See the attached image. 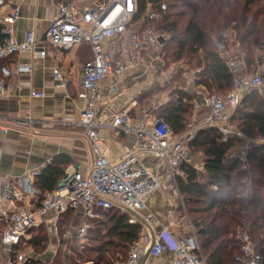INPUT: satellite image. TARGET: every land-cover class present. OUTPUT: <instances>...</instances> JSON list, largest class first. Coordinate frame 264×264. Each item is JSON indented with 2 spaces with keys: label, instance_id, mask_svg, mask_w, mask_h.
<instances>
[{
  "label": "built area",
  "instance_id": "1",
  "mask_svg": "<svg viewBox=\"0 0 264 264\" xmlns=\"http://www.w3.org/2000/svg\"><path fill=\"white\" fill-rule=\"evenodd\" d=\"M96 1L63 0L58 15L41 38H37L34 31H28L22 40L17 38L13 24L20 17L18 6L0 15V32L4 36L0 42V59L23 51H35L39 56H45L46 50L38 47L40 41L60 48L87 42L92 49V56L83 67L86 105L79 120L91 144L92 163L86 170L78 164L45 190L36 186L42 168L28 172L17 182L0 179V244L8 248L6 264H17L26 258V253L17 247L34 227L50 223L58 236L59 247L66 251L71 239L87 238L90 221L99 216V210L112 209L128 214L129 222L142 224L140 237L131 245L127 260L119 264H138L144 256L141 264H151V257H159L167 250H171L173 256L164 264H208L185 204H182L184 218L170 224L164 223L148 205L149 196L162 188L169 189L176 196L181 194L179 178L185 176L186 167L191 163V143L196 128L176 134L164 119L136 123L130 111L122 109L108 125L126 133L136 132L137 143L119 160L108 157L105 139L100 132L103 123L98 115L102 100L117 98L122 92L119 83L122 74L140 64L146 49L162 46L168 37L167 32L152 23L162 12L148 1L138 22L139 0ZM5 5L7 1L0 0V6ZM162 8H167L166 2L162 3ZM126 44L129 51L121 56ZM223 56L233 74V83L226 92L215 90L209 93L207 101L211 112L203 118L201 126L229 120L227 110L240 104L245 91L264 89L263 75L252 71L245 59L226 51ZM31 69L32 64L25 62L16 66L2 65L0 96L11 91L9 77ZM54 74L58 85H67L70 78L60 68H56ZM107 75L112 78L108 92L103 93L102 82ZM33 95L44 96L45 93L35 91ZM158 121H161L159 125L156 124ZM142 156L159 158L164 170L148 165ZM237 157L242 160V167L247 168L246 154L240 153ZM67 212H72L71 218L76 221L73 219V223L60 234V220ZM175 212V209L170 210L171 214ZM175 223L186 229L182 232L174 230L172 225ZM236 237L241 242L235 254L236 261L264 264V254L257 250L249 233L239 230Z\"/></svg>",
  "mask_w": 264,
  "mask_h": 264
},
{
  "label": "trees",
  "instance_id": "2",
  "mask_svg": "<svg viewBox=\"0 0 264 264\" xmlns=\"http://www.w3.org/2000/svg\"><path fill=\"white\" fill-rule=\"evenodd\" d=\"M148 1L162 12L152 23L169 34L162 49L166 63L184 61L202 67L199 81L209 89L226 92L232 86L233 74L220 48L222 44L228 45L230 27L238 30V41L245 49L250 69L254 51L264 48V7L249 6L258 0H139L138 16ZM163 2L167 3L166 9L162 8ZM183 17L187 18L181 23ZM191 107L187 92L179 89L160 107L157 117L166 120L179 134L186 128ZM233 120L249 135L264 136V95L257 90L248 91L236 107ZM223 137L215 127L198 130L191 145L203 152L205 172L187 166L188 180L181 186L208 264H240L235 260L241 246L236 237L239 230L249 233L257 250L264 254V143L250 148L249 166L243 168L242 160L232 155L234 138ZM65 167L56 158L42 169L36 186L45 190L55 185ZM213 184L218 188L214 189ZM65 219L67 215L62 221ZM141 230L142 224L129 222L128 214L117 209L99 210V216L90 221L87 234L96 243L86 242L80 250L71 247V254L64 251L63 264H82L86 260L119 264L127 260ZM48 240V233L40 227L17 248L24 250L28 244L43 249ZM55 262L60 264L58 258ZM17 264H42V260L26 256Z\"/></svg>",
  "mask_w": 264,
  "mask_h": 264
},
{
  "label": "crops",
  "instance_id": "3",
  "mask_svg": "<svg viewBox=\"0 0 264 264\" xmlns=\"http://www.w3.org/2000/svg\"><path fill=\"white\" fill-rule=\"evenodd\" d=\"M6 1L7 5L0 6V15L8 13L11 7L18 6L20 8V17L13 26L17 38L22 40L28 31H34L37 38L43 37L52 20L58 15L59 5L63 0ZM104 2L106 0H97L95 3ZM141 15L136 18L138 22L142 18ZM3 38L4 36L0 32V42ZM227 42V46L224 44L220 46L222 55L228 49L229 38ZM163 45L146 49L140 64L135 69L122 74L119 80L122 88L121 94L112 100L105 97L100 103L98 119L103 123L100 132L105 139V152L111 160H119L129 152L137 143V134L134 131L126 133L121 129L110 127L108 122L122 109L129 110L136 123L140 120L153 122L158 118L160 107L171 99L172 94L170 95L167 90L169 78L164 67L166 61L162 54ZM38 47L46 50L45 56H39L35 51H23L0 59V76L2 75L1 66L4 64L9 66H16L24 62L32 64L30 71L9 77L11 91L0 96V123L2 124L0 126V179L2 180L10 179L17 182L28 172L37 168L43 169L49 163L52 164L56 158L60 164L66 165L65 172L73 170L78 164H82L86 170L93 160L89 138L79 124L81 112L86 105L82 86L83 67L92 56L91 46L89 43L83 42L69 48H60L40 41ZM129 48L126 44L125 51H120L121 56H124ZM56 68H60L64 74L69 76L70 79L66 86L57 84L54 74ZM200 69L202 67L193 69L192 78L189 77L187 85L180 88L187 92L189 102L192 104L191 115L182 132L194 127L197 134L200 128L211 126L222 129L223 133L228 134L232 132L230 125L234 123L233 115L236 108L227 110L230 115L229 120H219L214 125L201 126L203 118L210 114L211 108L208 105V96L205 92L208 88L199 81ZM261 74L263 75V73ZM111 78V75H107L103 80L101 87L103 93L108 92ZM250 90H257L264 95V89ZM250 90L245 91L241 98L243 99ZM35 91H43L45 95L34 96L33 92ZM234 133L239 136L233 135L235 142L231 148L232 155L246 154L245 162L249 166L248 152L251 147L263 144L264 136L254 137L242 130L239 133ZM224 136L231 137L225 134ZM193 148L191 145L192 158L188 166L193 167L197 172H205L203 152L198 153L193 151ZM142 159L148 165L161 171L164 170V164H159V158L142 156ZM188 175V171H186L185 176L179 178L181 192L179 196L173 195L172 191L167 188H162L152 193L148 198L150 210L161 217L166 224L184 216L181 208L182 204L186 205V203L181 184L187 182ZM212 186L214 189L218 188L216 184ZM173 209L176 211L175 214L170 213V210ZM65 215L67 218L72 217V212L64 213L60 224ZM40 227L52 229L50 223H42L30 230L25 240L28 241ZM172 228L179 232L186 229V227H178L176 223L172 225ZM199 241L201 243L200 237ZM30 249L33 247L26 244L23 251L27 256L37 257L33 252L27 251ZM56 254L54 249L53 253H48L45 256L49 259L50 256L54 257ZM172 256L173 252L167 250L159 257H151L150 261L151 264H164ZM7 257L8 248L0 244V258L4 264H6ZM54 261L52 260V262ZM42 264H44L43 261ZM82 264L94 263L88 261Z\"/></svg>",
  "mask_w": 264,
  "mask_h": 264
},
{
  "label": "rangeland",
  "instance_id": "4",
  "mask_svg": "<svg viewBox=\"0 0 264 264\" xmlns=\"http://www.w3.org/2000/svg\"><path fill=\"white\" fill-rule=\"evenodd\" d=\"M249 6L251 8L264 7V0L253 1V3H251ZM250 13H252V11ZM250 13H249V16H250ZM186 18L187 17H183L181 19L182 20L181 23H184L186 21ZM262 19H263V17L260 16L259 20H262ZM238 34L239 33H238V30H236V28L234 29L233 27H230L228 29V38L230 39V42H229V46L227 47L228 49L226 50V52H228L229 54L240 56L247 61V59H246L247 55H246L245 49H244V47H242L241 43L238 41V37H237ZM252 56H253L252 60L249 61V64L251 65L252 71L260 72V73L264 74V48H260L257 51H254ZM171 59H173V58H171ZM164 67L167 70L168 78H169L167 90L169 91V94L171 95V94H174L176 90H179L180 88L187 85L188 78L189 77L192 78L191 74L193 72V69L195 70V68L197 66L195 67V65L186 63L184 61L174 62L173 60H170V61H167V63L164 65ZM207 90H208V92H207ZM207 90L205 92H206V95L208 96L210 92L215 91L217 89H209L208 88ZM230 126H231L232 132H230L228 134L223 133L224 131L222 129H219L221 131V133L223 134V136H224V134L228 135V136H232L233 138L235 136H239V135L234 133V132L239 133V131H240V128L237 125V123L234 122ZM234 134H235V136H233ZM193 151H196L198 153L200 152V150H198L197 148L196 149L193 148ZM73 219H74V221H76L75 218H71V217L65 219L61 223V225H59V231L60 232H61V230L64 231L71 223H73L72 222ZM44 229L49 235V240L46 243V247L43 249L35 247V248L27 250V251L30 253L33 252V254H35L38 258H41V260L44 262V264H51V263L56 264V262L54 261L55 258H58L60 264H63V262H64L63 251L64 250L62 248L58 247L59 246L58 236H56V233L53 229H49L47 227H44ZM94 234H93V236H94ZM86 242L91 243V244L96 243L95 240H92L89 237L85 238L84 240H81V239H77V240L73 239L72 240L71 239V241L69 243L70 247L66 251L71 254V250H70L71 247L80 250V249H82L83 244ZM53 248L56 250L57 254L54 257L50 256L49 259L46 258L45 255H47L48 253H53V250H54ZM58 253L61 254V255H59L60 257H57ZM107 256H108V258H111L109 254ZM52 260L54 262H52ZM85 262H88V260H86ZM93 263H94V261H93ZM0 264H4L3 260L1 258H0Z\"/></svg>",
  "mask_w": 264,
  "mask_h": 264
},
{
  "label": "water",
  "instance_id": "5",
  "mask_svg": "<svg viewBox=\"0 0 264 264\" xmlns=\"http://www.w3.org/2000/svg\"><path fill=\"white\" fill-rule=\"evenodd\" d=\"M161 123V121H158L156 124L157 125H159ZM144 258H145V256L139 261V263L138 264H141L142 263V261L144 260Z\"/></svg>",
  "mask_w": 264,
  "mask_h": 264
}]
</instances>
